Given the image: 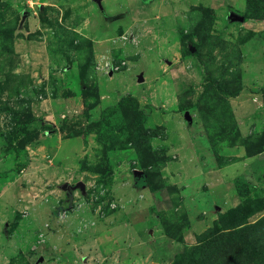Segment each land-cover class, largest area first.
I'll return each instance as SVG.
<instances>
[{
    "label": "rangeland",
    "instance_id": "obj_1",
    "mask_svg": "<svg viewBox=\"0 0 264 264\" xmlns=\"http://www.w3.org/2000/svg\"><path fill=\"white\" fill-rule=\"evenodd\" d=\"M0 264H264V0H0Z\"/></svg>",
    "mask_w": 264,
    "mask_h": 264
},
{
    "label": "trees",
    "instance_id": "obj_2",
    "mask_svg": "<svg viewBox=\"0 0 264 264\" xmlns=\"http://www.w3.org/2000/svg\"><path fill=\"white\" fill-rule=\"evenodd\" d=\"M238 93H236V95H237ZM235 95V94H234ZM184 108H180V110H183ZM150 188H151V186H150ZM152 189V188H151Z\"/></svg>",
    "mask_w": 264,
    "mask_h": 264
}]
</instances>
